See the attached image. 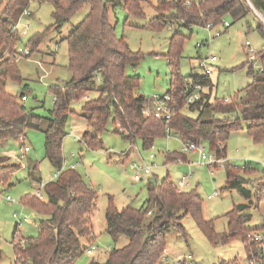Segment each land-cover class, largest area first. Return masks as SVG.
<instances>
[{"label": "trees", "instance_id": "trees-1", "mask_svg": "<svg viewBox=\"0 0 264 264\" xmlns=\"http://www.w3.org/2000/svg\"><path fill=\"white\" fill-rule=\"evenodd\" d=\"M46 1L53 5V22L28 38L26 46L29 53L34 52L50 29H60L73 13L89 5L85 17L65 37L71 77L66 82L49 87L53 105L46 110L45 115L36 112L35 106L26 107L19 101L23 99L27 83H22L18 68L16 48L19 33L12 30V26L28 7L30 0H0V145L10 138L24 136L26 128L41 130L47 159L53 166L60 167L63 162L61 143L66 135L64 124L70 112L69 103L85 97L90 91H95L97 95L83 102L82 115L88 127L80 136V141L88 148L102 147L100 133L109 119L115 131L131 143L139 139L144 147H149L156 137L165 136L166 127H169L181 139L207 142L217 157H225L224 141L230 131L240 128L238 114L247 122L250 137L254 140L264 139V48L257 54V73L253 71V60L242 64L246 66L247 74L252 76V82L233 100L230 98L228 104H222V99L217 97H213L217 104L211 103L212 82L207 75H203L193 76L192 82L208 86L209 91L202 92L198 102L184 106L190 82H185L178 72L183 35L175 28L167 59L172 68L169 79L172 88L167 92L182 107L166 123L152 115L142 114V107L148 99L136 94L137 77L125 73L126 65L138 64L141 54L132 51L123 37L116 36L108 16V4L121 5L131 14L142 15L140 3L145 0ZM185 1L167 3L165 0H157V15L150 25L158 28L166 25L168 18L174 17L177 19L176 26L190 29L192 25L205 22L215 25L223 22L225 17L236 21L252 12L247 0H190L189 4H185ZM249 1L256 10L264 13V0ZM166 7L171 9L172 14L164 13ZM256 28L264 37V25L260 20ZM10 79L19 83L15 95L5 87ZM191 111H196V115H190ZM8 168L0 169V181L5 183L11 180ZM225 168L226 186L237 188L244 197L249 198L250 190L243 186L245 180L235 170L239 168L230 165H225ZM35 179L39 180L40 177L36 176ZM42 190L44 200L35 194L20 197L23 205L31 207L43 217L39 222L37 236L25 238L19 236L18 231L14 234V259L10 264H73L88 247L82 238H90L92 235L91 215L96 206V190L76 168L69 167L47 181ZM255 190L257 193L263 192L264 186ZM146 191L145 202L138 208L131 205L118 208L111 197L108 198L105 230L113 241L125 236L127 242L111 248L104 261L90 260L87 264H159L166 247V233L172 227L180 229V219L184 215L191 216L214 243L240 236L247 256L249 251L256 250V244H246V234L254 229L244 228L245 217L238 214L245 204L234 205L226 213L228 233L219 234L214 231L212 220L204 217L202 200L193 190L178 192L172 181L164 179L161 182L148 180ZM228 264H236V261H228Z\"/></svg>", "mask_w": 264, "mask_h": 264}, {"label": "rangeland", "instance_id": "rangeland-1", "mask_svg": "<svg viewBox=\"0 0 264 264\" xmlns=\"http://www.w3.org/2000/svg\"><path fill=\"white\" fill-rule=\"evenodd\" d=\"M165 1L168 3L174 0ZM156 4L157 0L141 2L142 15L131 14L121 5H107L109 21L116 36L123 37L132 51L141 54L138 64H127L125 67L127 75L138 79L136 94L148 99L152 94L162 95L172 88L169 82L172 68L167 59L171 35L175 28L183 35L178 57V72L184 77L185 82H192L193 76L200 74L197 68L198 57L211 54L216 56L211 72L207 75L212 82V97L209 99L211 103L217 104L213 98L217 97L222 99V104H228L230 98L236 97L252 82V76L247 74L246 66L242 64L253 60L254 73L259 69L257 54L264 48V37L256 27L259 20L264 25L263 12L252 9L253 13L250 12L236 21L225 17L223 22L211 27L205 22L202 25H192L190 29L176 26L177 19L171 17L168 18L169 22L166 25L154 28L150 22L157 15ZM27 10L28 14L22 15L17 24L19 33L17 47L21 48H28L26 46L28 38L53 22V5L46 0H30ZM88 11L89 5L86 4L73 13L60 29H50L33 53L27 56L21 51L17 53L22 83H27L24 90L26 99L20 98L19 101L26 107L39 104L35 111L40 115H45L46 110L53 105L49 87L66 82L71 77L65 37ZM164 13L172 14V11L166 7ZM162 19L167 20L166 17ZM224 21L228 24L225 25ZM246 41L250 43L249 46L245 44ZM249 47L254 52H249ZM5 87L8 92L15 95L19 83L10 79ZM201 91L208 92L209 87L202 84ZM87 95L88 98H93L97 93L90 91ZM86 96L70 101V112L64 124L67 134L61 143V153L66 166L79 162L76 170L97 194L96 206L91 215L92 235L90 238H82L84 244L94 248L90 254L83 251L73 264H87L90 260L104 261L111 248L120 247L127 242L125 236L113 241L105 230V209L109 197L118 208L128 205L138 208L147 197L148 180L161 182L169 179L177 185L183 174H187L189 183L185 190H193L201 198L203 215L212 220L216 233H228L226 213L234 205L245 204L238 211L240 216L245 217L243 227L260 233L264 252V190L258 193L255 190L264 186V167L261 164L264 161V139L254 140L250 137L246 128L247 122L240 114L237 117L240 128L230 131L224 141L226 156L222 162L209 166L206 161L199 162L196 153L182 152L181 140L174 132L168 137H156L151 146L144 147L139 139L131 143L120 132H116L111 119L100 133L102 147L88 148L80 141L81 133L88 127L82 115V105ZM22 138L24 145L29 146L26 153L21 150L23 144L18 141L20 137L10 138L0 145V169L9 167L11 173L9 182H12L3 192L15 198V202L12 203L0 198L2 252L0 264H10L13 261L12 238L17 231L19 236L25 238L35 237L39 232V222L43 215L20 201V197L33 194L35 188L39 187L38 179L32 175L31 178L28 177L29 168L35 164L38 169L37 176L42 181L49 180L56 169L45 155L44 134L41 130L26 128ZM201 143L204 145L205 154H211L208 143L205 141ZM1 150L10 151L14 157ZM150 154L153 156L150 157ZM132 161L149 165L150 173L144 174L137 170L141 179H134L135 171L130 167ZM244 162L250 164V167L241 168ZM225 165L239 168L235 170L245 180L243 186L250 190L249 198L244 197L237 188L226 186ZM0 183L5 184L2 181ZM214 190L218 191V195L208 198L207 195ZM41 194V199L44 200L43 190ZM14 212L19 216L26 215L28 219L17 224ZM180 224L183 228L172 227L166 233V247L159 264H228L231 260H235L236 264H248L247 252L240 236L214 243L202 232L191 216L184 215L180 219Z\"/></svg>", "mask_w": 264, "mask_h": 264}, {"label": "built area", "instance_id": "built-area-1", "mask_svg": "<svg viewBox=\"0 0 264 264\" xmlns=\"http://www.w3.org/2000/svg\"><path fill=\"white\" fill-rule=\"evenodd\" d=\"M249 1V0H248ZM250 2V1H249ZM190 0H186L185 4H189ZM28 14L27 8L22 12V15ZM21 15V16H22ZM19 21V19H18ZM18 21L12 26V30L18 31L17 29V24ZM224 24L227 25V21H224ZM206 25L208 27L213 26L212 22H207ZM25 33V30H23L22 34ZM218 34V33H216ZM247 46L250 45L248 41L245 43ZM199 45V44H197ZM16 51L19 52L21 51L24 55L29 54V49L28 48H21L17 47ZM249 52H254V50L249 47ZM216 61V56L211 54L205 57H198L197 59V68L201 74L203 75H208L211 72V66L213 65V62ZM261 69V68H260ZM200 74L194 75V77H200ZM202 84L200 82H190L188 84L187 92L184 98V106H189L191 104H194L201 100L202 98ZM22 98H24L22 96ZM182 106H180L176 101H174L171 97V95L168 92L163 93L162 95L159 94H152L148 98V102L144 104L142 107V114L143 115H152L155 118L159 120H164L166 123L169 122L171 119L172 115L177 109H180ZM166 136H169L172 132L178 136L176 131H173L169 127H166ZM181 150L182 152H192L196 153L198 156L199 162H204L206 161L209 166H215L217 163L222 162L224 157H217L215 155V152L211 150V154L206 155L204 152V145L200 141H190V140H184L181 139ZM221 148V145L219 146ZM23 151H27L29 149V146L24 145L23 146ZM153 155L150 154V157ZM262 166L264 167V161L261 163ZM76 163H72L70 165H65L64 163L61 164L60 167H57L53 173V176L56 177L64 168H75ZM130 167L135 171L134 174V179H141L139 174L137 173V170H141L144 174H149L150 173V166L147 164H140L136 161H132L130 163ZM250 167V164H247V162H244V165L241 167L243 169ZM264 170V169H263ZM187 174H183L181 178L178 180L177 185H176V190L178 192L182 191L185 189V187L189 184L187 181ZM43 183H40V186H42ZM213 194H217V191H214ZM35 195L38 197H42L40 189H37L35 191ZM0 196L2 195V192L0 191ZM208 197H211V195H208ZM5 198L8 199L9 201H14L15 199L12 198L10 195H5ZM262 236L260 233L256 230L248 232L246 234V244L248 243H254L256 244V250L255 251H249L247 259H248V264H264V252L261 247V242H262ZM94 246H88L85 250L87 254L92 253ZM165 257L163 256V259ZM167 259V258H166Z\"/></svg>", "mask_w": 264, "mask_h": 264}, {"label": "crops", "instance_id": "crops-1", "mask_svg": "<svg viewBox=\"0 0 264 264\" xmlns=\"http://www.w3.org/2000/svg\"><path fill=\"white\" fill-rule=\"evenodd\" d=\"M24 96V98L22 99V100H24V99H26V94H24L23 95ZM86 98H88V95L86 96ZM53 102V101H52ZM39 105V104H38ZM38 105H36L35 107H37ZM191 113H196V111H191ZM67 134V133H66ZM82 134V133H81ZM166 136V135H165ZM23 137V136H22ZM22 137H20V140H18L19 142H21L22 144H23V146H24V138H22ZM166 137H168V136H166ZM23 146L21 147V148H23ZM22 150V152L23 153H26L27 151H23V149H21ZM1 152H4L5 154H9V155H11L12 157H14L13 156V154L10 152V151H4V150H1ZM180 153V152H179ZM182 153V152H181ZM73 155V154H72ZM184 156V155H183ZM226 156V155H225ZM167 158V157H166ZM62 163H64V161L62 162ZM65 164V163H64ZM66 165V164H65ZM68 165V164H67ZM77 165H79V162H76V166ZM33 166H35V164L33 165ZM33 166L31 167V168H29V178H31V175L32 176H34V177H36L37 176V171H38V169H37V166H35V169H33ZM76 166H75V168H76ZM19 167H20V165H19ZM57 168V167H56ZM32 169H33V171L34 172H32ZM30 171H31V173H30ZM14 172V171H13ZM12 172V173H13ZM55 177L52 175V177L49 179V180H51V179H54ZM35 180V179H34ZM49 180H47V181H49ZM11 181V180H10ZM47 181H42L41 180V178L39 179V180H37V182H38V184H39V187H37V188H35V190H34V192H33V194H35V191L37 190V189H40V191L42 192V188H43V186L45 185V183L47 182ZM12 184V182H8V183H5L4 185L3 184H1L0 183V186L2 187V190H0L1 192H2V195L3 196H0V198H3L4 200H6V201H8L9 203H12V202H15V200L14 201H9L8 199H6L5 198V195H8V194H4V192H3V190L4 189H6V187H8V185H10V184ZM40 183H43V185L42 186H40ZM214 191H217V190H214ZM213 191V192H214ZM213 192L212 193H210V194H208V195H211V197H214V196H217L218 195V191H217V194H213ZM208 195H207V197H208ZM38 197V196H37ZM211 197H208V198H211ZM40 198V197H39ZM42 198V197H41ZM15 199V198H14ZM13 216L15 217V218H17V221H16V223L17 224H19L22 220L23 221H25V220H27L28 219V217L26 216V215H18L17 214V212H14V214H13ZM17 226V225H16ZM18 234H19V231H18ZM165 251V250H164Z\"/></svg>", "mask_w": 264, "mask_h": 264}, {"label": "water", "instance_id": "water-1", "mask_svg": "<svg viewBox=\"0 0 264 264\" xmlns=\"http://www.w3.org/2000/svg\"><path fill=\"white\" fill-rule=\"evenodd\" d=\"M248 1V0H247ZM249 5L251 6V8L255 11V8L252 6V4L248 1ZM264 21V20H263Z\"/></svg>", "mask_w": 264, "mask_h": 264}]
</instances>
